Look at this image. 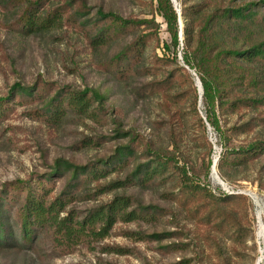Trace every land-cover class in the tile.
<instances>
[{
	"label": "rangeland",
	"instance_id": "1",
	"mask_svg": "<svg viewBox=\"0 0 264 264\" xmlns=\"http://www.w3.org/2000/svg\"><path fill=\"white\" fill-rule=\"evenodd\" d=\"M19 1L24 0H0V99L9 96L17 83L27 87L48 83L55 91L60 87L96 89L105 96V110L99 120L81 119L70 114L62 123L51 124L36 118L35 110L42 107L37 98L21 97L14 90L6 112L0 118V190L15 180H33L35 183L37 179L50 177L49 185H54V196L58 195L67 183V175L53 173L56 160L64 158L83 165L113 155L119 145L127 142V138L119 137L116 132L115 120H119L124 129L133 128L143 138L152 139L169 151L175 149L174 141H178L185 151L188 167L200 170L203 184L214 194L246 196L251 203L248 212L251 228H241L244 231L236 233L231 226L218 228L204 218L208 211L204 200H201L199 209L193 211L197 202H190L185 207L172 198L171 189L158 185L148 188L130 186L91 198L97 187L95 182L90 183L68 209L84 217L90 210L108 203L115 194H125L142 205L156 206L158 218L154 221H118L108 235L88 234L72 241L70 247L59 246L52 233L45 232L33 244L1 247L0 264H255L260 251L263 252L261 264H264V234L263 237L259 235L260 226H264V188L260 184V181L264 182V157L249 162L234 179L223 178L218 162L226 142L207 122L202 98L197 111L204 119L205 131L193 112L191 97L182 96L178 88L143 90L161 80L163 70L152 71L149 75L136 73L130 79L117 80L101 65L125 42L121 40L96 54L89 44L91 30L67 20L48 33L21 35L13 25L22 9ZM64 1L54 0L50 2L53 3L51 7ZM85 2L90 9L83 19L95 17L98 9L114 11L130 19L155 18L160 24V45L157 41L151 42L150 56H162L163 43L171 41L167 25L152 0ZM174 5L183 27L181 2L174 0ZM49 7L47 4L46 9ZM141 29L143 33L149 32L145 25ZM178 60L184 64L182 47ZM189 71L197 85L195 71ZM253 114L242 109L222 117L221 124L228 128L246 121ZM256 133L254 130L236 135L232 143L236 147L245 145L256 138ZM260 134L264 135V128L260 129ZM208 143L212 147L209 156ZM215 158L218 161L217 178L222 183L212 173ZM210 159L212 165L206 176L205 166ZM116 177L117 173H113L107 180ZM230 206L238 213L239 226H247L242 206L237 203ZM212 217L214 219V215ZM241 232L250 234L248 238H241L238 236ZM154 233L161 234L160 238L147 237ZM118 247L128 250L120 254L115 251Z\"/></svg>",
	"mask_w": 264,
	"mask_h": 264
},
{
	"label": "trees",
	"instance_id": "2",
	"mask_svg": "<svg viewBox=\"0 0 264 264\" xmlns=\"http://www.w3.org/2000/svg\"><path fill=\"white\" fill-rule=\"evenodd\" d=\"M52 1H19L22 9L13 22L15 30L21 35L48 33L63 20L71 21L91 30L89 44L96 54L122 40L124 45L100 64L117 80L130 79L136 73L149 75L152 71L163 70L162 79L143 90L178 88L182 96L191 97L193 112L205 131L204 119L197 111L202 98L207 122L226 142L218 162L223 178L234 179L249 162L264 157V135L260 134V129L264 128V0H179L183 27L173 0H152L171 37L170 42L163 43L162 56L153 54L152 57L148 52L151 42L157 41L160 45V24L155 18L130 19L114 11L98 9L95 17L83 19L90 9L85 0H65L55 7H51ZM47 4L49 9H46ZM143 25L149 32L143 33ZM180 47L184 64L178 60ZM189 69L195 71L201 82L202 97ZM14 90L21 97L37 98L42 107L35 110L36 118L51 124L62 123L70 114L81 119L99 120L105 110V96L93 88L60 87L55 91L48 83L30 87L17 83L9 96L0 99V118H3ZM242 109L254 114L240 124L223 128L221 118ZM115 122L117 134L127 138V142L119 145L113 155L83 165L64 158L56 160L53 173L67 175V183L58 195L54 196V185H49L50 177L37 179L35 183L33 180H15L4 185L0 190V248L33 244L45 232L52 233L59 246L70 247L72 241L88 234L108 235L118 221H154L158 218L156 206L142 205L125 194H115L108 203L90 210L84 217L68 209L79 194L95 182L97 187L91 198L130 186L168 187L172 198L183 206L197 202L193 211H197L204 200L208 208L204 218L216 227L231 226L234 233L244 231L241 228L250 230L248 212L251 203L248 198L242 194L218 196L209 190L202 182L200 170L188 167L185 151L178 141H174L175 149L169 151L154 140L143 138L133 128L124 129L122 121ZM254 130L257 133L252 141L237 147L233 145L234 136ZM207 149L209 156L212 152L209 143ZM211 165L210 159L204 168L206 176ZM113 173H117V177L107 180ZM260 184L264 188V182L260 181ZM232 203L242 206L247 226H239L241 221L237 211L230 206ZM249 234L241 232L238 236L248 238ZM160 236L159 233L147 235L154 239ZM127 250L123 247L115 249L120 254Z\"/></svg>",
	"mask_w": 264,
	"mask_h": 264
},
{
	"label": "bare ground",
	"instance_id": "3",
	"mask_svg": "<svg viewBox=\"0 0 264 264\" xmlns=\"http://www.w3.org/2000/svg\"><path fill=\"white\" fill-rule=\"evenodd\" d=\"M212 173H213V176L215 177V179H217V180H219V182L220 183H222V181L220 180V179H218L219 177H218V173H217V160H216V158L214 159V162H213V165H212ZM218 177V178H217ZM254 198H256L255 197V195H252ZM263 225V224H262ZM264 232V226H260V231H259V235L261 236V237H263V233ZM263 252L262 251H260V256L258 257V259H257V261H256V263L255 264H261V262H262V259H263V254H262Z\"/></svg>",
	"mask_w": 264,
	"mask_h": 264
},
{
	"label": "water",
	"instance_id": "4",
	"mask_svg": "<svg viewBox=\"0 0 264 264\" xmlns=\"http://www.w3.org/2000/svg\"><path fill=\"white\" fill-rule=\"evenodd\" d=\"M173 2H174V0H173ZM198 87H199L200 97H202V86H201V82L199 79H198Z\"/></svg>",
	"mask_w": 264,
	"mask_h": 264
}]
</instances>
